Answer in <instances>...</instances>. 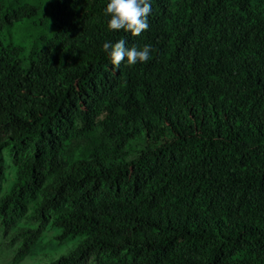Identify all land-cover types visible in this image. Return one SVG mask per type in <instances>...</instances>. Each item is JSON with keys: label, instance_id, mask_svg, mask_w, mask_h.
<instances>
[{"label": "trees", "instance_id": "1", "mask_svg": "<svg viewBox=\"0 0 264 264\" xmlns=\"http://www.w3.org/2000/svg\"><path fill=\"white\" fill-rule=\"evenodd\" d=\"M107 2L0 0V35L53 30L28 64L0 38V224H38L21 254L47 224L80 238L45 264H264V0H151L140 36ZM118 40L149 61L114 67Z\"/></svg>", "mask_w": 264, "mask_h": 264}, {"label": "rangeland", "instance_id": "2", "mask_svg": "<svg viewBox=\"0 0 264 264\" xmlns=\"http://www.w3.org/2000/svg\"><path fill=\"white\" fill-rule=\"evenodd\" d=\"M25 1L37 3L41 10V16L46 14L45 7L47 0H5L7 7L10 9L17 7ZM41 20L42 18L40 17L32 19V21L18 22L12 26L5 27L0 35V38L6 44L14 43L24 46L25 49L20 57L24 59L25 64L30 62L32 52L41 46V37L49 35L53 31L48 29V25H41ZM44 20L48 22L46 16ZM79 145L77 151L80 150ZM131 147H137L136 143H132ZM2 154L3 161L1 165L4 174L0 179V196L7 192L16 176L15 166H13L14 163L9 152L5 150ZM37 226L36 222H32L27 218L19 220L7 228L2 227L0 224V264H45L63 252L67 253L80 241V238H75L63 243L59 242L56 238L59 231L47 224L34 239V246L37 252L31 255L26 253L21 254L18 252L23 236V234H20L21 229H35Z\"/></svg>", "mask_w": 264, "mask_h": 264}, {"label": "clouds", "instance_id": "3", "mask_svg": "<svg viewBox=\"0 0 264 264\" xmlns=\"http://www.w3.org/2000/svg\"><path fill=\"white\" fill-rule=\"evenodd\" d=\"M151 12V0H108L104 8V15L109 17L106 22L109 31L125 30L133 36L148 30ZM102 47L114 67H119L121 62L128 66L145 63L152 53L150 44L128 47L125 40L106 41Z\"/></svg>", "mask_w": 264, "mask_h": 264}]
</instances>
